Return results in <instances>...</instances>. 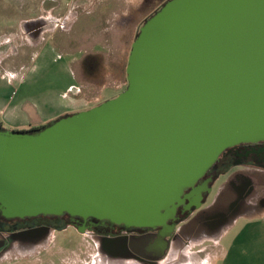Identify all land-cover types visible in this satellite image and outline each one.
I'll list each match as a JSON object with an SVG mask.
<instances>
[{
  "label": "water",
  "instance_id": "95a60500",
  "mask_svg": "<svg viewBox=\"0 0 264 264\" xmlns=\"http://www.w3.org/2000/svg\"><path fill=\"white\" fill-rule=\"evenodd\" d=\"M126 87L26 131L0 127V215L168 229L220 154L264 141V0H168L128 53ZM185 201L188 205H184Z\"/></svg>",
  "mask_w": 264,
  "mask_h": 264
},
{
  "label": "flooded vegetation",
  "instance_id": "af4514ba",
  "mask_svg": "<svg viewBox=\"0 0 264 264\" xmlns=\"http://www.w3.org/2000/svg\"><path fill=\"white\" fill-rule=\"evenodd\" d=\"M166 1L140 0L141 9L149 11L143 21ZM90 68L95 74L98 67L95 63ZM227 176L236 179L230 197L221 192ZM195 187L210 193L198 210L178 208L175 219L166 222L176 225L170 237L164 226H130L68 214L0 215V264H163L171 248L214 235L236 216L264 204V141L225 149ZM90 250L96 255L87 260L84 254Z\"/></svg>",
  "mask_w": 264,
  "mask_h": 264
},
{
  "label": "rangeland",
  "instance_id": "374dc122",
  "mask_svg": "<svg viewBox=\"0 0 264 264\" xmlns=\"http://www.w3.org/2000/svg\"><path fill=\"white\" fill-rule=\"evenodd\" d=\"M38 2V6L33 9L20 10L11 7L7 11L8 16L15 15L21 18L32 16L39 18L42 23L48 22V24H38L35 27L33 24L26 31L29 30L28 34L34 36L35 32L42 31L44 35H48L56 30L51 42L56 46L57 53L54 58L52 57L53 59H50V65H47L43 57L34 56L32 51L24 53L23 49L22 52L9 49V58L0 61V85L9 84L8 88H3V91L6 92L9 89L8 93L14 92L13 97L18 99L23 87L21 83L24 82L27 85L28 82L31 83L34 80L43 87L50 84L51 87L43 92L58 98L67 83V75L62 67L65 63L71 64L79 61L77 66L74 64V73L80 86L79 95L88 101V109L119 95L126 87L125 66L130 45L143 23V18L149 13L148 10L141 9L140 0H82V7H75L71 16L70 11L63 10H58L55 14L52 9L56 5L54 1L39 0ZM7 31L8 29L3 30L4 34H7ZM62 40L65 41L66 46L64 42L61 43ZM18 43L19 41L11 40L6 47L14 50ZM88 53L97 54L92 56L99 57L92 58L85 55ZM86 57L88 59L84 60ZM95 63L98 67L97 71L95 74H90V66ZM49 67L51 71L47 72ZM235 182L234 176L226 177L221 190L226 197L232 195L231 185ZM260 191L263 194L264 188ZM245 224L246 221L241 218L226 224L224 230L228 231L221 233L224 230H220L221 235L217 237L219 246L225 248L231 236L238 233ZM215 234L189 241L188 244H194L195 248L205 247L213 244ZM238 238V241H241L242 236ZM86 255H88L87 260H92L96 254L90 250L84 254V257ZM84 257L82 258L85 260Z\"/></svg>",
  "mask_w": 264,
  "mask_h": 264
},
{
  "label": "crops",
  "instance_id": "0c3cea01",
  "mask_svg": "<svg viewBox=\"0 0 264 264\" xmlns=\"http://www.w3.org/2000/svg\"><path fill=\"white\" fill-rule=\"evenodd\" d=\"M38 1L0 0V61L9 58V49L17 52H22L23 49L24 53L32 51L34 56L43 57L46 64L50 65V59H53L57 53L56 46L51 42L55 37L56 30L53 34L49 33L48 35H44L42 31H40L41 34L35 32L33 36L28 34L29 30L26 31V29L41 22L39 18L32 16L21 18L15 15L9 17L7 13L11 7L20 10L33 9L38 6ZM51 1L56 3L52 8L55 14L58 10H63L70 11L71 16L75 7H82V0ZM39 24H48V22ZM6 29H8L7 34H4L3 30ZM11 40L19 41L14 50L6 47ZM63 42L65 44V41L62 40L61 43ZM85 55L97 54L88 53ZM78 62L65 63L62 67L67 75V83L58 98L43 92L51 87L50 84L43 87L34 80L31 83L28 82L27 85L24 82L21 83V86L26 87L21 88V96L18 99L13 97L14 92L8 93L9 89L6 92L3 91V88H8L9 84L0 85V127L8 130L26 131L41 127L60 116L87 110L89 108L88 101L79 95L80 86L74 73V64L77 66ZM52 69L55 70V68ZM46 71L50 72L51 68L49 67ZM25 90L27 91L25 92ZM234 180L236 181L235 178ZM239 218L244 219L246 224L238 233L231 236L225 248L219 246V238H217L221 233L228 231H225L223 226L216 232L213 244L198 248H195L194 244H188L181 248L173 247L169 250L163 264H264V204L260 205L258 210L240 214L230 222ZM240 235L242 239L238 241Z\"/></svg>",
  "mask_w": 264,
  "mask_h": 264
},
{
  "label": "trees",
  "instance_id": "16d2710c",
  "mask_svg": "<svg viewBox=\"0 0 264 264\" xmlns=\"http://www.w3.org/2000/svg\"><path fill=\"white\" fill-rule=\"evenodd\" d=\"M92 58H94V57H99V56H91ZM91 57H89V58H91ZM88 59V57H86L84 60H87ZM94 59H92V61H93ZM39 128V127H38ZM34 129H37V128H34Z\"/></svg>",
  "mask_w": 264,
  "mask_h": 264
}]
</instances>
